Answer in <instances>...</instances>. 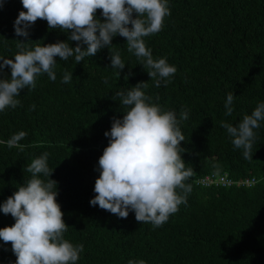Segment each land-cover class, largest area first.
I'll return each instance as SVG.
<instances>
[{
  "label": "trees",
  "instance_id": "trees-1",
  "mask_svg": "<svg viewBox=\"0 0 264 264\" xmlns=\"http://www.w3.org/2000/svg\"><path fill=\"white\" fill-rule=\"evenodd\" d=\"M168 7L171 15L162 30L143 38L154 59L166 58L177 69L166 85L161 79L157 87L142 58L127 50L126 38L116 36L111 49L125 63L120 75L111 67L109 47L80 64L74 56L66 61L56 57L55 81L46 73L38 75L35 89H22L16 97L20 105L0 112V205L31 178L27 166L46 152L53 173L41 178L57 182V202L68 225L64 237L83 245L76 264L141 259L146 264H264V121L254 130L252 159L247 160L220 126L222 121L236 126L264 102V0H168ZM20 11H26L21 0H5L0 8V57L14 58L21 42L34 48L68 41L70 31L50 29L42 19L28 29V37L16 36ZM96 18L104 20L102 10ZM69 43L75 47L78 42ZM65 71L72 73L68 84L62 83ZM10 75L9 67L0 78ZM140 82H147L143 91L151 102L174 111L178 120L182 109L188 112L179 127L185 137L181 155L193 170L186 181L192 191L158 228L137 222L134 211L119 218L90 204L99 158L109 144L105 132L114 118L125 115L114 94ZM229 92L234 93V110L226 116ZM20 131L26 136L9 147L8 140ZM220 176L234 184H199ZM246 181L254 185H237ZM14 223L11 214L0 211V228ZM16 259L11 243L0 240V264Z\"/></svg>",
  "mask_w": 264,
  "mask_h": 264
},
{
  "label": "clouds",
  "instance_id": "clouds-1",
  "mask_svg": "<svg viewBox=\"0 0 264 264\" xmlns=\"http://www.w3.org/2000/svg\"><path fill=\"white\" fill-rule=\"evenodd\" d=\"M3 2L0 0V8ZM21 3L26 11H20L14 22L16 36L28 37V29L38 19L46 20L50 29L70 31V35L67 42L43 46L37 43L34 48H25L21 42L14 58L0 57L3 62L0 76L4 69H11L10 78H0V112L20 105L16 97L22 89H35L38 75L46 73L55 81L56 57L66 61L74 56L76 64H80L85 57H93L109 47L111 67L119 69L120 75L125 63L119 52L111 49L116 36L126 38L127 50L142 58L141 65L157 87L161 79L165 85L169 83L167 78L177 71L166 58L154 59L143 39L162 30L165 17L171 15L168 0H21ZM98 9L102 10L103 21L96 18ZM69 41L78 43L73 47ZM71 80L72 73L65 71L62 83L68 84ZM147 87V82H140L114 94L120 98L125 115L122 119L114 118L111 130L105 132L110 138L109 144L99 158L100 175L90 204L119 218H127L134 211L137 222L158 228L181 204L187 203V194L192 188L186 181L193 170L186 168L181 155L185 137L179 123L188 119V112L182 109L178 120L174 111L151 102L143 91ZM233 100L234 93L229 92L225 101L226 116L233 113ZM35 107L33 104L31 110ZM261 121H264V102H259L236 126L221 122L220 126L232 137L234 147L243 150L246 160L252 159L254 130L260 127ZM25 136L23 131L12 135L8 146H15ZM47 159L46 152L33 159L26 168L31 178L0 205V211L15 219L14 225L0 228V240L11 243L17 257L15 264H76L83 251L82 244L74 245L64 237L68 225L57 202V182L41 178V175L51 177L53 173ZM128 264L146 262L129 260Z\"/></svg>",
  "mask_w": 264,
  "mask_h": 264
},
{
  "label": "built area",
  "instance_id": "built-area-1",
  "mask_svg": "<svg viewBox=\"0 0 264 264\" xmlns=\"http://www.w3.org/2000/svg\"><path fill=\"white\" fill-rule=\"evenodd\" d=\"M199 184L202 185L203 187H211V186L231 187L234 183L231 182L226 176H220L217 178L206 177L205 179H202L199 182ZM237 185L252 186L254 185V181L239 182Z\"/></svg>",
  "mask_w": 264,
  "mask_h": 264
}]
</instances>
